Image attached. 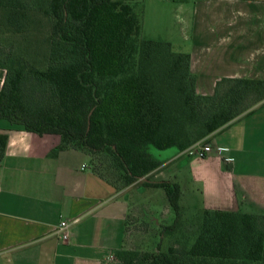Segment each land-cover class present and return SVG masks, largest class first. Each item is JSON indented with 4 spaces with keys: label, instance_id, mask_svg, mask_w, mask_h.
<instances>
[{
    "label": "trees",
    "instance_id": "16d2710c",
    "mask_svg": "<svg viewBox=\"0 0 264 264\" xmlns=\"http://www.w3.org/2000/svg\"><path fill=\"white\" fill-rule=\"evenodd\" d=\"M142 30L139 0H0V35L39 51L33 60L14 48L0 56V119L60 135L53 154L84 149L118 185L143 179L163 188L176 212L164 230L175 235L181 188L149 178L162 165L149 147L185 151L206 142L264 104V79L222 78L213 94H199L190 53ZM7 139L0 132V162ZM195 224L192 244L186 232L165 250L121 248L116 264H264V214L204 208Z\"/></svg>",
    "mask_w": 264,
    "mask_h": 264
},
{
    "label": "crops",
    "instance_id": "0c3cea01",
    "mask_svg": "<svg viewBox=\"0 0 264 264\" xmlns=\"http://www.w3.org/2000/svg\"><path fill=\"white\" fill-rule=\"evenodd\" d=\"M141 1L143 37L190 53L197 93L213 94L222 78L264 79V0ZM5 78L0 67V91ZM0 132L8 135L0 162V264H116L121 248L148 250L139 245L148 230L131 228L140 214L127 195L134 184L101 175L84 149L53 154L58 134L2 119ZM206 142L213 150L194 161L192 178L202 189L201 208L264 214V104ZM174 148L156 157L161 166L188 153ZM62 220L69 223L67 240ZM131 241L137 246L129 247Z\"/></svg>",
    "mask_w": 264,
    "mask_h": 264
},
{
    "label": "rangeland",
    "instance_id": "374dc122",
    "mask_svg": "<svg viewBox=\"0 0 264 264\" xmlns=\"http://www.w3.org/2000/svg\"><path fill=\"white\" fill-rule=\"evenodd\" d=\"M140 1V5L144 8L143 1ZM149 35V34H147ZM27 43L18 39H8L5 35H0V56L7 55L11 49L14 48L15 53L25 55L30 59L37 58L38 52H29L31 48L26 47ZM254 100V96H250L244 103V106H249ZM176 150V148H174ZM149 151L154 154L155 157H159L163 150H160L154 146L149 147ZM198 157L196 154L180 153L175 156L166 166H161L157 171L152 173L149 178L152 180H158L162 176L172 182H177L181 188L180 204L182 206V219L180 221V229L178 234L183 233L191 234L190 244H192L196 238L197 226L195 222L201 215V207L203 205L204 196L202 195V189L193 181V173L195 171L194 161ZM164 168V170H163ZM161 169L164 171L163 175H159ZM112 171V170H111ZM141 179L139 182L134 183V186L130 187L127 191V195L131 200V207L140 211L137 224L131 223L132 229L148 231L143 233V242L140 241V247L154 250L161 247L163 250L167 249L172 243V239L175 235L170 234L169 231L164 230L159 224H173L176 218V212L168 204L166 192L162 188H148L142 189ZM127 196V197H128ZM138 242H129V247L137 246Z\"/></svg>",
    "mask_w": 264,
    "mask_h": 264
},
{
    "label": "built area",
    "instance_id": "2783aa9c",
    "mask_svg": "<svg viewBox=\"0 0 264 264\" xmlns=\"http://www.w3.org/2000/svg\"><path fill=\"white\" fill-rule=\"evenodd\" d=\"M213 147L210 143L199 141L188 149L189 154H196L198 157H206ZM59 232L62 240L69 238V223L66 220H62L59 224Z\"/></svg>",
    "mask_w": 264,
    "mask_h": 264
}]
</instances>
